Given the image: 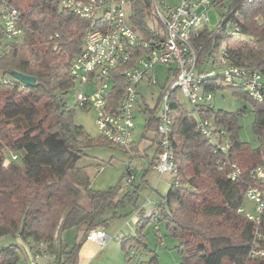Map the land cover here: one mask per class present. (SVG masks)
Here are the masks:
<instances>
[{
	"label": "trees",
	"instance_id": "1",
	"mask_svg": "<svg viewBox=\"0 0 264 264\" xmlns=\"http://www.w3.org/2000/svg\"><path fill=\"white\" fill-rule=\"evenodd\" d=\"M228 2L229 9L217 28H205L199 35V64L224 50L233 65L259 72L264 86V0ZM219 4L224 0L212 2ZM10 9L17 10L22 29L21 38L15 40L4 36L3 15ZM132 11L137 30L163 37L161 25L153 20L145 0H136ZM148 18L153 20L155 31ZM230 21L239 27L237 34L226 33ZM88 26L86 19L63 7L62 0H0V237H20L23 241V247L12 243L1 248L0 264H19L28 260L27 252L30 256H55L62 264H77L82 241L69 249L61 243V231L77 227L83 231L82 240L86 239L91 231L117 216L114 212L105 217L107 210L117 208L124 197L131 198L138 190L136 187L122 198L120 187L94 190L87 166L80 165L86 150L97 143L130 154L139 152L136 143L119 147L103 135L92 139L83 126L74 123V110L64 101L76 86L69 71L83 49ZM129 66L113 73L116 103L125 87L123 71ZM13 72L34 76V86L23 84ZM220 82L226 83L217 73L202 86L214 91L222 88ZM226 84L253 104L260 147L252 148L240 139L238 114L216 112L213 104L208 116L225 134L218 143L210 142L198 130L192 111L184 110L172 94V138L180 182L176 185L171 180L158 212L140 220L142 213L137 221L144 225L151 220L155 225L166 223L167 234L180 241L179 264H264V257L251 256L254 250H264V212L259 220H250L243 212L247 190L264 187V176L256 173L258 168L264 172V100L253 98L238 83ZM143 111L149 112L146 132L154 134L156 151L150 160L154 166L158 157L155 108L146 106ZM224 140L229 145L226 151L220 148ZM122 240L125 249L129 239L123 236ZM136 243L146 248L141 237ZM139 264L159 261L154 254Z\"/></svg>",
	"mask_w": 264,
	"mask_h": 264
},
{
	"label": "built area",
	"instance_id": "2",
	"mask_svg": "<svg viewBox=\"0 0 264 264\" xmlns=\"http://www.w3.org/2000/svg\"><path fill=\"white\" fill-rule=\"evenodd\" d=\"M136 0H62V5L76 15L86 19L89 26L84 36L83 49L70 66V75L87 89L76 95L77 105L82 108L96 109V125L105 138L119 147L133 143L137 112L142 111L139 87L151 70L158 64L176 65L172 83L161 95L155 106L157 119L158 157L154 164L161 176H170L177 185L180 182L179 170L175 163V147L172 138L171 95L177 99L184 97L193 107L197 127L210 142L218 143L225 134L222 127L214 124L208 116L213 104V94L202 86L204 80L221 73L226 83L240 84L253 98L264 100L262 75L233 65L227 52L221 50L210 56L205 64H199L196 42L201 31L198 27L209 21L208 10L211 0H148L155 22L161 25L163 37L143 34L132 23V6ZM16 9L5 10L3 15L4 36L9 40L19 39L22 29L18 25ZM148 18L149 26L155 31L154 22ZM237 34L239 27L232 25L231 31ZM123 71L125 87L119 101L113 96L115 78L113 73L129 65ZM203 65V66H202ZM229 145L224 140L220 145L223 151ZM239 172L233 174L234 179ZM264 176L261 168L256 171ZM246 199L254 204V213H246L250 220H259L264 212V187H250ZM148 202L150 200L148 199ZM157 236H161L155 225ZM123 233L113 236L102 229L91 231L87 239L101 249L116 239L121 240ZM251 256L264 257V250H254ZM40 256H30L19 264H39ZM51 264H62L55 256Z\"/></svg>",
	"mask_w": 264,
	"mask_h": 264
},
{
	"label": "rangeland",
	"instance_id": "3",
	"mask_svg": "<svg viewBox=\"0 0 264 264\" xmlns=\"http://www.w3.org/2000/svg\"><path fill=\"white\" fill-rule=\"evenodd\" d=\"M228 9V0H224L222 5H212L208 10L209 21L199 26L198 30L202 31L205 28L209 31L215 30L222 21V15L227 13ZM232 25L231 21L227 23V31H231ZM175 67L174 63L170 65L158 64L149 73V77H152L153 81L144 79L141 82L139 92L143 110L146 106L152 110L158 104L161 95L173 81L174 76L170 70L175 69ZM219 85L222 88L211 91L215 111L238 114L240 139L252 148L260 147L261 141L254 130L253 104L248 99L234 94L228 84L220 82ZM79 91L87 92V89L82 84L76 83V86L64 96V101L70 109L74 110V123L83 126L92 139L98 140L101 138V133L96 125V109L94 107L82 108L77 105L76 95ZM180 102L184 110L192 111L193 107L184 97H181ZM147 117H149V112H137L136 114L133 141L139 144L138 153L130 154L117 147L97 143L86 150L87 156L80 162V165L87 166L91 187L94 190H109L120 187L119 195L122 198L127 192H132L134 188L138 187L137 192H132L131 198L129 196L124 197V202L121 205L107 210L105 215V217H109L114 212L117 213V216L111 218L108 224L104 226V230L110 236L121 231L123 236L129 239L126 248L124 249L122 246V239L110 241L104 252L97 257L95 264H139L141 261L149 260L154 254L157 255L159 264H179L181 261L180 241L167 234L164 221L157 223L161 233L160 237L156 234L157 230L153 220L145 225L143 222L137 223V210L147 204L149 198L152 199L153 204L147 205L146 214L140 216V220L149 216L151 210L155 213L158 212V205L163 196L161 193L163 194L167 188L161 175L150 165L154 149L149 141L154 137V134L146 132L145 120ZM145 132L146 137L143 138ZM128 166H131L135 176L132 184L127 182L125 174ZM144 176L147 180H144ZM156 187L158 188L157 191ZM243 212L254 213V204L245 199ZM140 237L145 242L146 248L137 245L136 239ZM82 238L83 231L77 227L67 228L60 233L62 244L69 249L79 244ZM12 243L23 247V241L20 237H0V249ZM27 257H30L29 252H27Z\"/></svg>",
	"mask_w": 264,
	"mask_h": 264
},
{
	"label": "crops",
	"instance_id": "4",
	"mask_svg": "<svg viewBox=\"0 0 264 264\" xmlns=\"http://www.w3.org/2000/svg\"><path fill=\"white\" fill-rule=\"evenodd\" d=\"M213 2V0H211ZM141 112H144L143 111V108H142V111ZM146 135V132L145 134H143V138H145L144 136ZM150 145L153 147L154 149V153L156 151V145L154 144V141L151 139L150 141ZM133 143H135L133 141ZM138 147H139V144L137 143ZM154 155V154H153ZM153 157V156H152ZM126 177H127V182L132 184V182L134 181L135 179V176H134V173L132 171V168L131 166L127 167L126 168ZM145 177V176H144ZM162 177V180L165 181V185L167 186L165 192L161 195H166L167 192L169 191L170 187H171V178L170 176H161ZM146 178V177H145ZM147 180V179H145ZM158 190V188L156 187V191ZM150 202H148L147 200V204L143 205L142 207H140L138 210H137V219L139 218L140 214H146V207L147 205H151L153 204V201L152 199H150ZM154 211H150L149 212V215L153 214ZM138 221V220H137ZM99 229H102L104 230V227H100ZM105 231V230H104ZM106 232V231H105ZM62 243V242H61ZM26 250H27V246H25ZM105 250V248L101 249L100 247H98L94 242L88 240L87 238L82 240V242L80 243V246H79V249H78V260H77V264H95L96 262V259L97 257L100 255V253H103ZM52 255H42L40 256L37 260H38V263L39 264H51V259H52Z\"/></svg>",
	"mask_w": 264,
	"mask_h": 264
},
{
	"label": "water",
	"instance_id": "5",
	"mask_svg": "<svg viewBox=\"0 0 264 264\" xmlns=\"http://www.w3.org/2000/svg\"><path fill=\"white\" fill-rule=\"evenodd\" d=\"M146 4H149L148 0H145ZM13 77L22 82L23 84L27 86H34L36 82V78L34 76L25 75L20 72H13Z\"/></svg>",
	"mask_w": 264,
	"mask_h": 264
}]
</instances>
